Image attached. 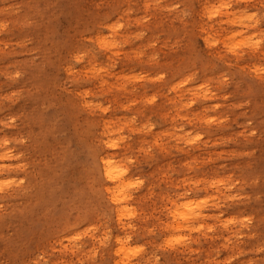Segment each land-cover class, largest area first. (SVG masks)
I'll use <instances>...</instances> for the list:
<instances>
[{
	"label": "rangeland",
	"instance_id": "1",
	"mask_svg": "<svg viewBox=\"0 0 264 264\" xmlns=\"http://www.w3.org/2000/svg\"><path fill=\"white\" fill-rule=\"evenodd\" d=\"M105 127L132 161L123 224ZM5 149L0 264H117V238L137 264H264V0H0ZM170 199L211 217L165 231Z\"/></svg>",
	"mask_w": 264,
	"mask_h": 264
},
{
	"label": "bare ground",
	"instance_id": "2",
	"mask_svg": "<svg viewBox=\"0 0 264 264\" xmlns=\"http://www.w3.org/2000/svg\"><path fill=\"white\" fill-rule=\"evenodd\" d=\"M232 15L234 16L233 21L235 23H238L246 28L250 27V23L252 21L245 19L244 17L251 16V15L247 14L246 11L241 14L238 12H234ZM98 34L99 33H97V35ZM124 37H127V35H125ZM98 39L100 40V37ZM117 42L118 40L116 39V36H114L113 40H111L108 37H105L102 40H100V44L102 45V48H105L106 50H109V48H112V47L114 48L118 47ZM104 129H105V132L102 138L97 139L100 146H102V143H101L102 140L109 138V136L106 135V133L112 135L114 132V130L110 129L109 127L107 128L105 127ZM3 143L6 146L7 140H5ZM4 156L6 157L10 156V151L8 149H5L2 153H0V159L6 158ZM102 156L106 159L118 161L114 167L109 169V171H111L113 176L115 177V179L109 181L113 184L112 186L111 185L107 187L103 186V180L104 181L106 180L102 176V171H101V166H100V158ZM115 157H116L115 154L108 155L106 150L103 148H101L100 151L98 150L96 153L97 161L93 167L94 168L93 172L95 176L99 177L102 187H104L106 190V197L108 199V205H106L107 206L106 211L110 212L111 209H114L118 222L123 224L124 223L123 219L126 217L125 211H131V213L134 214L136 208H135L134 202H131L133 200V196L130 192H128L129 185H130L128 182L130 171L128 170V172L125 173V166L122 164V161L116 160ZM6 168H9V166H7ZM151 193H153L152 187H149L148 192L146 193L145 196ZM140 199H142V196L139 197V200ZM169 203H170V207L168 208V211L171 217L173 218V221L168 222L165 225V228H164L165 231L191 230L195 228V223H198V226H201L202 223L206 221V219L211 217V214H209V212H206L207 210L204 209L206 203L201 205L200 207H197V205H200L201 203H197L196 205L193 206L192 204L187 203V202L179 203L178 201H176V199H170ZM185 216H188L189 219L186 220L184 218ZM199 229H202V228L199 227ZM211 229H212V226L209 227V230ZM207 237L208 236H205L206 240H207ZM116 243L117 245H120L115 250V254L120 256V260L117 261V264H137V262H134V259L137 256H142L145 254V251L143 249H140L139 252L137 251L134 252L128 249L126 247L127 243H124L122 238H117Z\"/></svg>",
	"mask_w": 264,
	"mask_h": 264
},
{
	"label": "clouds",
	"instance_id": "3",
	"mask_svg": "<svg viewBox=\"0 0 264 264\" xmlns=\"http://www.w3.org/2000/svg\"><path fill=\"white\" fill-rule=\"evenodd\" d=\"M245 19H248V20H252L253 19V15L251 16H246L244 17ZM100 108L101 111H108L107 108H104L103 106H97ZM215 119V118H213ZM219 122H223V121H219ZM106 135L109 136L108 139H104L102 140V148L103 149H109V150H114L118 147V142L116 140H113L111 139V135L106 133ZM191 139L188 140V143ZM191 144V143H189ZM6 157V156H4ZM118 161H114V160H111V159H106L104 158L103 156L100 158V166H101V171H102V176L103 178L106 180V181H110V180H113L115 179V177L113 176L112 172L109 171L110 168L114 167L115 164L117 163ZM124 164H125V173L128 172V169H129V166L132 164V161L128 158H125L124 161H122ZM23 167V166H21ZM11 183H13L12 181H5L4 182V185L7 186V185H10ZM21 184L23 183V180H21L20 182ZM131 187H134L135 185H130ZM207 203L206 201H202L200 205H197V207H200L201 205ZM186 220L189 219L188 216H186ZM201 227H204V225H201ZM187 239L186 237H183V236H180V237H175L174 240H179V241H183Z\"/></svg>",
	"mask_w": 264,
	"mask_h": 264
},
{
	"label": "snow or ice",
	"instance_id": "4",
	"mask_svg": "<svg viewBox=\"0 0 264 264\" xmlns=\"http://www.w3.org/2000/svg\"><path fill=\"white\" fill-rule=\"evenodd\" d=\"M214 121H212V120H209L208 121V123H213ZM200 139H202L199 135H197L196 137H195V140H190L189 141V143H191V144H193V143H195L196 141H199ZM185 219L187 218L186 216L184 217ZM180 241L179 240H174V241H169V243L170 244H173V243H179ZM137 252H139L140 250L139 249H137L136 250Z\"/></svg>",
	"mask_w": 264,
	"mask_h": 264
}]
</instances>
